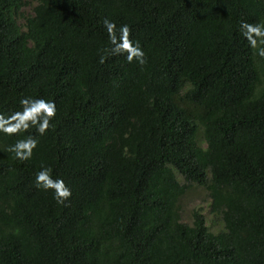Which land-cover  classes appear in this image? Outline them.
Returning a JSON list of instances; mask_svg holds the SVG:
<instances>
[{
    "label": "trees",
    "instance_id": "16d2710c",
    "mask_svg": "<svg viewBox=\"0 0 264 264\" xmlns=\"http://www.w3.org/2000/svg\"><path fill=\"white\" fill-rule=\"evenodd\" d=\"M105 17L143 66L112 53ZM242 20L264 0H0V113L57 108L43 136L0 134V264H264V58ZM41 166L65 204L34 186ZM195 186L208 216L184 221Z\"/></svg>",
    "mask_w": 264,
    "mask_h": 264
},
{
    "label": "clouds",
    "instance_id": "9594fccd",
    "mask_svg": "<svg viewBox=\"0 0 264 264\" xmlns=\"http://www.w3.org/2000/svg\"><path fill=\"white\" fill-rule=\"evenodd\" d=\"M30 3H33V6L36 4L35 1ZM102 26L108 35L110 44L113 45V54L124 55L127 63H132L133 60L140 66L146 63L145 53L140 43L129 38L130 27L128 24H121L117 27L114 21L105 17L102 20ZM240 31L249 46L256 50V55L264 58V21L248 23L242 20ZM103 60L104 57H101V63ZM19 105L20 110L10 114L0 113V134L14 136L28 133L29 129H33L37 134L43 136L51 127L50 121L56 116L55 102L44 98L22 97L19 100ZM37 143L36 138L27 135L9 145L7 151L20 162L28 161L32 158ZM34 186L44 191L51 190L53 199L61 205L65 204L72 195L65 180L61 177L53 178L52 170L49 167L41 166L40 170L36 172Z\"/></svg>",
    "mask_w": 264,
    "mask_h": 264
},
{
    "label": "rangeland",
    "instance_id": "374dc122",
    "mask_svg": "<svg viewBox=\"0 0 264 264\" xmlns=\"http://www.w3.org/2000/svg\"><path fill=\"white\" fill-rule=\"evenodd\" d=\"M33 3H30L26 7L22 9V12L29 13L31 11V7ZM22 19H19V23H21ZM208 200L205 199V193L201 187L195 186L192 190H190L186 197H184L183 202V210H182V218L184 221H189L190 214L189 211L192 210L194 207H201V211L208 216ZM210 217V216H209ZM212 218V217H210Z\"/></svg>",
    "mask_w": 264,
    "mask_h": 264
}]
</instances>
